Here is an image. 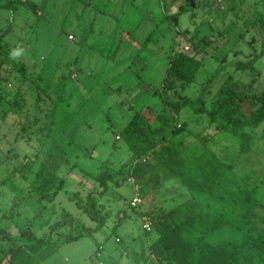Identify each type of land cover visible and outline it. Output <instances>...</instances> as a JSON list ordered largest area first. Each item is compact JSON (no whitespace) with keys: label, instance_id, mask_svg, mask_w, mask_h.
Masks as SVG:
<instances>
[{"label":"rangeland","instance_id":"374dc122","mask_svg":"<svg viewBox=\"0 0 264 264\" xmlns=\"http://www.w3.org/2000/svg\"><path fill=\"white\" fill-rule=\"evenodd\" d=\"M7 1L0 0L1 44L9 50L0 54V264H175L151 247L157 234L143 230L141 212L129 205L135 159L120 133L138 111L152 123L170 115L166 137L178 120L183 129L174 133L184 137L189 161L214 154L230 165L214 193L196 202L212 219L220 213L213 235L203 239L205 251L236 248L248 233L264 237V121L234 134L189 106L174 112L170 105L188 96L209 106L234 81L264 93V0H185L181 11L175 0ZM181 52L200 64L189 83L168 75ZM15 62L28 68L22 94ZM170 82L176 85L168 89ZM42 162L65 180L53 202L30 190ZM107 169L121 185L109 181L101 193L96 177ZM157 170L153 180H139L142 209L156 220L194 200L178 177ZM244 191L253 227L243 216ZM91 194L108 216L99 230L77 204ZM184 239L200 261L202 240ZM18 246L25 255L7 259ZM240 261L264 264V252Z\"/></svg>","mask_w":264,"mask_h":264},{"label":"trees","instance_id":"16d2710c","mask_svg":"<svg viewBox=\"0 0 264 264\" xmlns=\"http://www.w3.org/2000/svg\"><path fill=\"white\" fill-rule=\"evenodd\" d=\"M13 5L14 0H8L4 4L6 7ZM1 41L2 36H0V54L8 56L9 50L6 45L1 44ZM140 58L138 55L136 60L138 61ZM14 64L17 74L22 77L16 93L22 94L23 87L29 80L26 76L28 68L23 62H15ZM199 65V61L181 52L173 59L168 75L177 76L182 81L189 83L194 80ZM175 85V82H170L167 87L169 86V89ZM0 87L2 86L0 85ZM241 87L245 86L237 81L223 86L209 106L185 96L178 102L170 101L171 109L177 112L182 107L189 106L195 113L206 115L209 124L214 125L217 130L219 123H221L222 127L228 126L232 133L244 135L243 130L246 127L256 126L264 121V93H253L250 91L251 87H245L244 89L247 91L240 90ZM245 104L252 109L250 111L245 110ZM7 114V112L2 114V120L7 117ZM171 120L170 115L160 113L157 115V122L152 123L148 116L138 111L135 112L120 133V137L124 139L133 152L135 163L131 175L139 183L140 179L153 180L158 174V167H165L173 177L180 179L181 184L191 192L194 199L189 204L162 213L157 220L150 216L153 221V231L158 236L151 247H158L168 257H171L175 264H242L240 260L245 258L248 252L263 254L264 237L260 234L255 236L253 233H248L236 248L226 244L214 248L210 253L205 251L206 243L203 239L213 235L214 229L220 221V213L216 214L215 219H212V214L201 210L196 202H199L200 196L205 192L212 195L221 182L225 181V173L231 171V168L229 163L222 162L214 154L207 159L189 161L184 154V148L188 146L184 137L179 138L174 133V131H181L183 125L181 124V127L177 128L174 123L171 127L173 133L166 137ZM168 140L174 141V144H169ZM247 150V147L241 145V151ZM147 156H149L148 159L142 160ZM155 158L158 160L156 163L153 162ZM96 178L103 186L101 193L107 191L109 181H114L117 186L121 185L120 180L114 179L108 169ZM64 183V178L59 177L48 164L42 162L30 182V190L36 192L41 201L53 202ZM231 188L226 193L228 194L227 197L231 195ZM141 192L143 196L142 186ZM244 194L243 216L247 218L248 226L253 227L254 223L251 220L254 217L252 200L249 198L248 191H244ZM77 204L83 206L90 219L96 223L92 230H99L105 226L108 216L103 213L95 196L91 194L85 205L79 202ZM83 236L84 234L80 233L72 240L80 239ZM185 236L202 240L197 246L201 252L200 261L195 262L193 260L192 253L195 247L184 239Z\"/></svg>","mask_w":264,"mask_h":264},{"label":"built area","instance_id":"2783aa9c","mask_svg":"<svg viewBox=\"0 0 264 264\" xmlns=\"http://www.w3.org/2000/svg\"><path fill=\"white\" fill-rule=\"evenodd\" d=\"M69 39H74L72 35H69ZM185 50L188 51L189 50V46H185ZM177 56V54H175ZM175 126L177 128L181 127V123L176 120L175 122ZM149 156L142 158V160H146L148 159ZM132 185H133V190H134V196L132 197V199L129 202L130 207L137 209L141 212V219H142V228L146 233H150L153 232V221L151 219V217L145 213V211L142 209V205H143V196H142V192H141V186L139 184V182L133 177L131 176L130 178ZM101 250V248L99 249ZM97 251V256L101 255L100 251Z\"/></svg>","mask_w":264,"mask_h":264},{"label":"crops","instance_id":"0c3cea01","mask_svg":"<svg viewBox=\"0 0 264 264\" xmlns=\"http://www.w3.org/2000/svg\"><path fill=\"white\" fill-rule=\"evenodd\" d=\"M184 2H185V0L184 1L183 0H175V2L173 3L174 10L181 11L183 9V7L185 6ZM0 235H1V232H0ZM101 249H103V248L101 247ZM25 252H26V247L18 246L17 248H15L13 250V252L9 256H7V259L15 258L18 253H20V254L22 253L23 255H25ZM101 254H102V252H101Z\"/></svg>","mask_w":264,"mask_h":264},{"label":"clouds","instance_id":"9594fccd","mask_svg":"<svg viewBox=\"0 0 264 264\" xmlns=\"http://www.w3.org/2000/svg\"><path fill=\"white\" fill-rule=\"evenodd\" d=\"M18 54V53H17Z\"/></svg>","mask_w":264,"mask_h":264}]
</instances>
